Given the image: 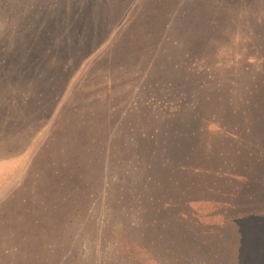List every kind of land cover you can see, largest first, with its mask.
Returning a JSON list of instances; mask_svg holds the SVG:
<instances>
[{"label": "rangeland", "instance_id": "374dc122", "mask_svg": "<svg viewBox=\"0 0 264 264\" xmlns=\"http://www.w3.org/2000/svg\"><path fill=\"white\" fill-rule=\"evenodd\" d=\"M258 234L264 0H0V264H251Z\"/></svg>", "mask_w": 264, "mask_h": 264}, {"label": "trees", "instance_id": "16d2710c", "mask_svg": "<svg viewBox=\"0 0 264 264\" xmlns=\"http://www.w3.org/2000/svg\"><path fill=\"white\" fill-rule=\"evenodd\" d=\"M178 146H180V145H178ZM164 153H165L164 157H168L169 158V156H168V154L170 153L169 149H165ZM167 163L168 164H165V166H164L166 170H171V168H173V170H171V171H173V172L177 171L178 166L177 167L173 166V163L171 162L170 159H168ZM170 216H172V215H170ZM262 241H264V234H261V235L258 234V243H264ZM254 243H256V241H254ZM249 262L251 264H264V257H261V258H250Z\"/></svg>", "mask_w": 264, "mask_h": 264}, {"label": "crops", "instance_id": "0c3cea01", "mask_svg": "<svg viewBox=\"0 0 264 264\" xmlns=\"http://www.w3.org/2000/svg\"><path fill=\"white\" fill-rule=\"evenodd\" d=\"M242 207L247 206V204H244L243 202L240 203Z\"/></svg>", "mask_w": 264, "mask_h": 264}]
</instances>
